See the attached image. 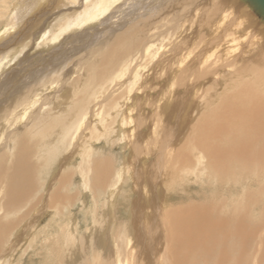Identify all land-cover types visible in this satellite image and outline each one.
I'll use <instances>...</instances> for the list:
<instances>
[{"label": "rangeland", "instance_id": "374dc122", "mask_svg": "<svg viewBox=\"0 0 264 264\" xmlns=\"http://www.w3.org/2000/svg\"><path fill=\"white\" fill-rule=\"evenodd\" d=\"M30 1L34 0H0V36L6 30L0 37V61H3L0 65V221L10 225L8 240L1 244L0 252L2 246L7 247L14 239L16 227L21 224V234L29 216H37L38 209H45L46 213L40 223L33 224L29 235L22 236L23 244L16 243L13 255L3 249L1 263L15 264L21 260L22 264H57L58 260L52 261L47 256L48 249L39 243H35L34 251L22 255L36 231L56 214L65 218V224L74 215L73 229L80 236L69 233L65 251L71 249L74 258L67 264L90 263L89 250L93 255L98 251L103 260L101 264L113 263L115 254L125 259V264H166L170 259L166 250L171 244L168 226L171 208L192 203L217 204L210 217L229 218L234 211L238 213L233 216L244 213L245 198L255 194L261 198L259 209L249 210L248 220L258 225L254 229L258 233L247 264H264L261 243L264 194L256 193L258 186L253 177H248L243 184L239 180L234 183L226 178L224 182L214 177L210 157L200 146L204 138L199 135L200 127L211 109L215 105L219 108L225 96L240 89L243 97L245 82L238 76L230 77L225 87L216 86L218 100L209 103L207 108L194 110L198 103L209 102L207 87L214 80L210 79V73H217L213 70L216 64L221 67L223 61L236 59V62L254 55L245 53L246 41L227 57L222 55L219 42L208 47V41L202 42L204 36L208 37V31L217 26V20L209 24V17L216 12L214 8L222 5L221 12H228L220 19L226 23L232 13L230 9L238 0H46L42 4ZM19 5L20 12L12 10ZM70 17L75 20L72 27L63 24L65 20L70 23ZM224 38L231 39V36ZM22 40L28 41L27 44ZM16 47L21 49L10 59L3 57V53L12 52ZM215 48L218 53L212 51ZM136 72L140 74L137 84L126 85V80ZM171 72H175L172 83ZM246 74L245 79L254 78L252 72ZM137 87L139 92L132 94ZM169 95L171 98L184 96L178 98L176 110L175 99L167 110L161 108ZM126 116L127 134L117 125ZM163 123L169 126L166 134L170 139L162 142V147L158 142L163 141L159 139L165 134ZM22 147L30 150L31 160L24 159L32 170L29 172L31 190L21 211L29 210L4 218L2 212L7 202L4 181L15 173L18 165L14 160L20 156ZM152 160L157 169H149L146 182L139 178V171L146 169ZM96 162L110 169V180L116 183L112 186L116 192L112 205L111 187L98 189L93 183ZM49 168L52 171L47 174ZM81 169L85 171L82 173ZM153 171L156 178H150ZM61 176L68 177V181L55 198L53 192L61 184ZM263 182L264 178L260 183ZM39 200L44 203L41 207L37 205ZM112 214L116 217L114 240L110 236ZM247 233L251 235L248 230ZM58 234L51 238L38 236L37 240L40 242L42 238V244L55 246Z\"/></svg>", "mask_w": 264, "mask_h": 264}, {"label": "bare ground", "instance_id": "6f19581e", "mask_svg": "<svg viewBox=\"0 0 264 264\" xmlns=\"http://www.w3.org/2000/svg\"><path fill=\"white\" fill-rule=\"evenodd\" d=\"M34 1L39 2L38 4H42L46 0H37V1L34 0ZM34 1H30V2L34 3ZM93 1L95 2V1H99V0H93ZM209 2L211 3V1H209ZM17 4H21V2L17 3ZM15 6H14V8H12V10L15 12L16 11L20 12L21 5H19V7H15ZM211 6L213 7V5H211ZM219 6H220V8H218ZM219 6L214 8V9H216V12L213 14L211 13L212 16L209 17L210 26H211V23H213L215 20H217L216 24H215L217 26H215L214 29L208 31V33L206 34L208 37L205 39V36H204L202 38V39H204V40H202V42L208 41L207 47L209 45H216L215 43L219 42L220 45L218 47L221 48L222 55L224 57H227L231 52L235 53L236 49L238 50L239 47L241 45H243V43L246 41L244 48H248V50L246 49V52L244 50L243 51L245 53L253 52L254 55H252L250 58L248 57V59H246V60H244L243 58H239L236 62H235L236 59H234V62H233V60H227L225 62L223 61L221 63V65H222L221 67L218 66L215 62H213L214 66L216 64V66L213 70L216 69L217 73L216 74H211L213 72L210 73V76H211L210 79H214V80L207 87V96L206 97L209 98V102H207L205 104H203V103L201 104V102L198 103V105H196L194 110H198L199 107L207 108L209 103L215 102V100L217 99L216 86H220L222 84L225 87L230 82V77H232V76H235V77L238 76L241 78L242 81L245 82V90H244V96L243 97H245V96L246 97L245 98L241 97L242 89H240L239 91H237L234 94L225 96L226 99L223 98L221 100L222 104L219 105V108H218V105L217 106L215 105L216 107L214 106L211 109V114L207 117V119L206 118L204 119L205 121L203 122L202 126L200 127L201 132L198 130L200 132L199 135L204 136L203 139L200 138L201 139L200 140V146L202 149L205 148L203 150L205 151L207 156L209 155V157H210L209 158V160H210L209 166L211 167L212 171H215L213 174L214 177H216L217 179H222V181H224V182H226V178L233 181L234 183H237L239 180V181H241L240 184H243L242 182H246V179L248 177H253L252 179L255 180L254 183H256L258 186L256 193L258 195L262 196L264 194V182L262 184L260 182L264 178V30L262 29L263 25H264V18L261 15H259L254 10V7H252L247 1L238 0V3L236 2L235 5H233L232 8L230 9V11L232 13H231L230 17L227 19V22L225 23L224 20H220V19H221V16L227 15L228 12L222 13L221 11L223 9V6L222 5H219ZM240 6H242V7H240ZM214 9H212V10L214 11ZM95 10H96V8H95ZM208 15H210V14H208ZM71 18L73 19V17H70V20H71ZM84 21H85V18H84ZM74 22H75V20H73V21L71 20L70 23H69V20H65L63 24H65L66 26L71 25V27H72V23H74ZM204 22H206V21H204ZM60 24H57V25L59 26ZM57 27H55L54 29L56 30ZM191 27H192V30H194L193 26H191ZM250 30H251V33H250ZM52 31H54V30H52ZM261 31H262V33H261ZM5 33H6V30H4L1 33L0 37L2 38L4 36L3 34H5ZM22 33H23V31H22ZM48 33H50V31H48ZM26 35L27 34H25V36ZM49 35L46 34L45 36H49ZM228 35L231 36V39L224 38L225 36H228ZM186 36H188V35H185V37ZM200 36H203V35H200ZM199 38H196V39H199ZM16 39H17V37H16ZM26 42H28V41H23L22 43L25 44ZM229 42H232V43H229ZM6 45H8V44H6ZM21 46H23V45H21ZM191 46H192V43H191ZM5 47L6 46H4V48ZM20 49L21 48L18 49L16 47L15 49H13L12 52H7V54L3 53V57L10 59L13 56V54L20 51ZM6 50L9 51L8 48ZM218 50L220 51V49H218ZM212 51H215V53H216L217 48H215ZM154 52H157V51L155 50ZM244 52L241 51V53H244ZM2 62L0 61V65L2 64ZM229 67H231V69H229ZM239 70L243 73H241ZM250 72H252V74H254V78L249 77V79H245L246 75H247L246 73H250ZM174 74H175V72H173V73L171 72V74L169 75V76H171V77H169V78H171V80L168 78L170 80V83H172V81L174 80L173 79ZM189 75H191V74H189ZM139 76H140V74H138L137 72L135 73V75L130 76L129 80H126V82H125L126 85H129L133 82H134V85H136L137 84L136 81L139 80ZM178 80H180V79H178ZM176 82L178 84V81H176ZM203 82H205V81H203ZM207 82H209V81H207ZM168 84H169V82H168ZM174 84H175V82H174ZM184 85L186 86V84H184ZM188 85H190V83H188ZM133 87H135V86H133ZM192 87L194 88V86H192ZM175 88H176V86H175ZM139 90H140V87L133 88L132 94H134L135 91L139 92ZM182 91H183V89H182ZM190 92H189V94H191ZM186 95H188V94H186ZM181 96H183V95H181ZM183 97H180V98L183 99ZM167 98L168 99L165 100L164 102L162 101L163 103L161 105V108H164L167 110L169 108V105L172 103V100L175 99L173 107H174V110H176L177 106L179 105V103H178V101L180 99L179 96H177L176 98H173V97L171 98V96L167 97ZM180 101H182V100H180ZM183 101L181 103H183ZM160 102H161V100H160ZM242 102H243V104L240 105ZM186 103H188V102H186ZM236 103H239V105H237ZM18 112H19V110H18ZM127 118H128V116H126L124 118L125 120L119 119V122L117 123V125H120L121 131L126 133V134H127V132H125V129L129 125ZM49 119H53V118H49ZM69 122H70V120H69ZM163 125H164V123H163ZM163 128L164 129H162V131L165 134L163 136V139H159V141L160 140H163V141L158 142L161 145H162V142H165L166 140L168 141L170 139L168 137L169 135L166 134V131L168 132V130H169V126H167V124H166V125H164ZM129 131L131 132L132 130H129ZM158 133H159V131H158ZM24 135H26V134H24ZM161 135H163V133ZM22 139H23V136H22L21 140ZM197 140H199V138ZM54 145L55 144H53V141H52L51 146H52L53 150H54V148H56V146H54ZM12 146H13V144H12ZM195 146H196V144H195ZM8 147H9V145H8ZM162 147H163V145H162ZM23 149H24L23 147H22V150L20 149V156L18 158H16L15 160L13 159L14 161L17 162V165H18L16 170H15V173L8 177V181L7 180L4 181L5 182V184H4L5 192H6V194L5 193L4 194L6 197L5 196H3V197L7 198V202H6L5 207L3 208V212H2V216L4 218H5V216L10 215L11 213L18 212L20 214V212H21V215H22L26 210H29V209H26V210L21 211V208L24 206L25 202L28 200L29 193L31 190V185L29 184L30 183L29 182V172H31V170H32L31 166L26 165V161L24 159V158H27V159L30 158V156H29L30 150L29 149L23 150ZM10 151H11V149H10ZM14 152H12V153H14ZM157 152H159V150ZM155 155H156V153H155ZM70 156H68V157H70ZM30 160H31V158H30ZM153 161L154 160L151 161L152 163L150 162V164L147 165L146 169H143V170L141 169V171H139L140 172L139 178L146 180L147 175H148V178L150 176V174H149L150 170L149 169H153V170L157 169V167L153 164ZM34 165H35V163H34ZM49 165H51V164H49ZM62 165H63V167H66L65 166L66 164L62 163ZM149 165H151V166L149 167ZM157 165H159V163ZM94 166H95V164H94ZM98 168H101V169H98ZM76 170H78V169H76ZM148 170H149V172H148ZM51 171H52V169L49 168L47 171V174L51 173ZM81 171H82V169H81ZM84 171L85 170H83L82 173ZM154 173H155V171H153L152 177H150V178H153V177L156 178V175ZM140 176H142V177H140ZM59 180H60L61 184H58V187L53 192V195L55 196V198L57 197L56 195L58 194L57 191H59L62 187H64V184L68 181V177L61 176ZM147 181H148V179L146 180V182ZM90 183H91V181H90ZM93 183L95 186H98L97 187L98 189H99V187H103V188H106L107 186L111 187L110 193L112 195V200L110 201V205L115 203L116 192L114 193V191H115L114 187H115L116 183L114 185V182H112L110 180V169H107L106 167H101L98 164L94 170ZM113 185H114V187L112 190ZM62 189H64V188H62ZM3 191H4V189H3ZM48 195H49V193H48ZM145 196H146V194H145ZM59 197H63V195L61 196V194H60ZM55 198L52 197V199H55ZM245 200H244L245 203L243 206L244 213L233 216L234 214L238 213V211H234L233 215H231L229 218H222L219 215H217L216 217H210V212L212 210H214V208H216L217 204H216V206L215 205H200V206H198V205H196V203H192V204L186 205L185 207L177 206V207L171 208L170 212H169V217H170L171 221H169V225H168V226H170L169 229L171 232L170 233L171 234L170 235L171 244H168V245H170V247L167 248V250H166L167 251L166 256L168 259L169 258L170 259L167 262L165 261L166 264L167 263L168 264H247L248 261L252 258V253L249 254V252H250L249 250L253 244L254 236L256 235V233H258L257 231H254V229L258 225L249 222L248 212H249V210H253L254 208L259 209L258 204L260 203L261 198L256 197L255 194H253V195H249L247 197V199L245 198ZM42 202H41V200H39L37 202V205H39V207H41V205L44 204ZM49 202H50V200H49ZM29 203L32 204V202H30V201H29ZM250 204H252L253 206L250 207ZM34 207H33V209H34ZM37 211H38L37 216H29V218L26 219V221H24V222H26V227L24 226L25 228L23 229V232H21V234L19 233L20 232L19 226L21 224L18 227L15 226L16 228L14 229V231L18 230L17 231L18 233L17 232H16V234L14 233V239L11 240L10 244L7 247L2 246L0 255L4 254V252H2L4 248H6L5 249L6 251L9 250L7 253H10L11 255H13L14 249H16V246H18L20 243H21L20 245L23 244L22 243V236L24 237L26 235H29L28 233L30 232V228H31V230L33 229V226H34L33 224L34 223H37V224L40 223V220H41L40 218H42V215H44L46 213L45 209H41V210L38 209ZM35 213H36V211H35ZM60 213H62V212L60 211ZM32 214L34 215L33 211H32ZM73 216L71 217L70 221L68 220L69 222H67L65 224L64 223L65 220H63L65 218L63 216H56V214L51 215L47 225L41 227L38 232L36 231V233L34 234V238L31 239V242L28 244L26 250H23L24 252L22 255H24L26 253V251H29V250L34 251L36 248L35 243H39L40 245H42L43 247L48 249L47 252H50V253L47 254V256L50 257L52 259V261H54L56 259V260H58L57 264H60L59 263L60 261H63L62 264H67V262H69L70 260H72L74 258V256H71L72 254H74L71 252V249H68V251L67 250L65 251V247L68 243L67 240H68L69 233L73 232L77 235L78 238H80L79 232L78 231L75 232L73 229V225H76L75 221L73 219ZM8 218H6V219H8ZM55 218H56V222L54 220ZM115 218H116L115 214H112L111 223H110V236L112 237L113 240H114L113 229H114ZM57 219L61 220V221H57ZM31 220L33 221V223H31ZM13 221H14V219H13ZM9 227H10L9 222L3 223V221H0V247H1V244L3 242L8 240ZM12 229L13 228H11V230ZM247 230L251 233L250 236H248ZM11 234H13V233H11ZM56 234H58V235L54 239L55 246L42 244V238H41L40 242H38V240H37L38 236L51 238ZM11 236L13 237V235H11ZM167 238H168V236H167ZM168 243H169V240H168ZM261 243L264 247V238L261 240ZM79 247H81V246L79 245ZM164 250H165V248H164ZM10 254H9V256H10ZM129 254H131V253H129ZM22 255L20 254V256H19L20 259L22 258ZM88 255H89V262H90L88 264H101V262L103 261L102 258L100 257V255H98V251H96V253L93 255L89 250ZM166 256L164 258H166ZM114 258L116 260L113 261V263L108 262L106 264H125V259L123 261V258H121L119 254H117V255L115 254ZM9 259H10V257L8 258V260ZM0 264H2L1 260H0ZM15 264H22V262L20 260V261H17ZM81 264H83V263H81Z\"/></svg>", "mask_w": 264, "mask_h": 264}, {"label": "water", "instance_id": "95a60500", "mask_svg": "<svg viewBox=\"0 0 264 264\" xmlns=\"http://www.w3.org/2000/svg\"><path fill=\"white\" fill-rule=\"evenodd\" d=\"M264 18V0H245Z\"/></svg>", "mask_w": 264, "mask_h": 264}]
</instances>
